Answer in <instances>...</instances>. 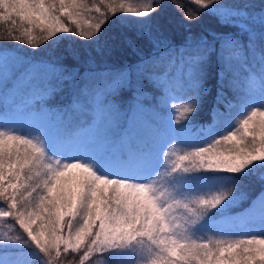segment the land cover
<instances>
[{"label": "trees", "instance_id": "16d2710c", "mask_svg": "<svg viewBox=\"0 0 264 264\" xmlns=\"http://www.w3.org/2000/svg\"><path fill=\"white\" fill-rule=\"evenodd\" d=\"M246 1L234 6L228 4L219 10L210 6L208 0H149L147 19L143 23L121 22L114 12L109 14L112 11L98 17L90 8L91 18L98 22L90 36H82L76 25L70 23L62 36L47 39L40 36L42 40L38 43L35 35L27 30L32 27L28 20L6 0V4H0V55L10 56L22 65L49 69L53 87L47 91L48 95H41L40 89L38 94L27 91L29 98L14 95L4 113L16 111V101L25 103L17 113L43 112L40 106L47 103L46 109L57 117L55 146L67 150L94 120L88 105L89 91L101 87V83L109 84L125 77L111 105L112 109L121 111L118 127L113 129L105 153L101 154L98 144L91 145L90 149L95 156L101 155L100 159L110 154L109 166L113 165L116 171H137L155 158L154 137L163 128L162 124L158 127L149 123L132 124L135 107L140 102L155 103L164 88L172 96L186 94L190 90L193 67L204 60L205 78L197 88V105L181 111L185 117L179 125L186 126L181 130L186 139L180 145L190 146L211 135L212 130L221 131L254 98L260 102L254 104L246 120L248 134L241 136L243 141L224 139L217 143V149L230 146V151L242 156L264 153L261 102L264 100V0H253L243 6ZM238 17H244L247 23L239 22ZM151 78L163 81L158 80L156 84ZM31 98L33 102H27ZM243 159L247 165L245 170L215 173L205 171L198 164L190 171L194 181L225 186L240 200L229 208L207 213L204 227L208 233L202 235L205 239L197 240L192 247L185 245L178 256L163 259V264L170 261H174L172 264H264V163ZM75 177L78 178L73 180L75 187L67 186L65 192H56L60 187L56 179L50 184L55 186L53 193L42 184L34 188L24 184L18 196L27 203L20 211L8 205L0 188V230L18 244L17 247L0 245V262L5 255L10 260L15 255L21 256L26 264L136 262L140 237L102 244L95 238L102 218L94 224L84 222L87 210L94 215L98 213L100 202L110 213L120 206L110 196L105 197V191L101 195L87 191L82 197L83 205L76 209V218L63 216L60 224H53L54 218L67 213L65 202L79 189L78 182L86 175ZM14 182L15 175L0 167V185L11 186ZM28 193L30 199H26ZM10 197L11 191H8L7 199ZM253 212L255 217L246 220ZM54 231V240H49L48 235Z\"/></svg>", "mask_w": 264, "mask_h": 264}, {"label": "rangeland", "instance_id": "374dc122", "mask_svg": "<svg viewBox=\"0 0 264 264\" xmlns=\"http://www.w3.org/2000/svg\"><path fill=\"white\" fill-rule=\"evenodd\" d=\"M241 1L208 0V4L223 10V6H234L241 4ZM252 2L247 0L243 6ZM2 3L6 4V0H0ZM10 3L16 6L17 13L20 12L28 20L32 27H27V30L35 35L36 42L41 43V38L62 36L68 31L70 23L76 25L82 36H90L98 27V22L91 18L90 8L98 17L105 11H112L109 14L115 13L121 22L143 23L147 19L149 0H10ZM5 7L10 9V5ZM238 20L247 23L244 17H238ZM193 73L189 80L190 90L186 94L172 96L164 88L155 103L140 102L135 107L132 124H156L154 127L162 124L163 130L154 137L155 158H151L147 166L137 171L124 169L119 172L113 165L110 168V154L100 159L101 155L95 156L90 148L98 144L101 154L105 153L113 136L112 131L118 127L121 117V111L111 107L112 98L118 94V88L127 78L121 77L109 84L101 83V87L89 91L88 105L94 120L74 145L66 150L55 146L57 139L53 136L57 138V117L49 108L46 109L47 103L40 106L43 112L17 113V110L25 107V103L16 101L17 110L4 113L14 95L29 98L27 91L38 94L39 89L43 91L39 92L41 95H48L47 91L53 87L52 72L41 66L22 65L10 56L0 55V167L7 168L15 175V182L11 186L0 185L8 205L20 211L27 203L18 196L24 184L30 188L42 184L53 193L55 186L50 184L56 179L55 183L60 182L56 192H65L67 186L75 187L73 180L78 178L73 177L76 174H85L86 178L78 182L79 189L70 194L65 202L68 205L67 213L54 218L53 224H60L63 216L76 218V209L83 205L82 197L87 191L90 190L92 194L98 192L99 195L105 191L104 196H110L120 206L110 213L109 209L101 207L100 202L98 213L94 215L87 210L84 222L88 220L94 224L99 222V217L102 218L98 227L100 231L95 235L102 244L140 237L139 253L134 264H163V259L178 256L185 245L192 247L197 240L205 239L202 235L208 233L204 227L206 214L229 208L240 198L225 186L216 187L200 180L194 181V174L190 171L198 164L204 166L205 171L215 173L245 170L247 165L243 158L264 163V153L242 156L237 151H230V146L217 149V143L224 139H232L236 143L243 141L241 136L248 134L246 120L254 104L260 102V99L254 98L221 131L212 130L211 135L190 146L180 145V141L186 139L181 131L186 126L179 125L185 117L181 111L197 105V88L205 78L204 60L195 64ZM158 80L163 81L151 78V82L156 84ZM33 100L31 98L27 102ZM261 102L264 105V100ZM188 139L192 140L190 137ZM58 145L63 144L58 142ZM9 164H12V168H9ZM8 191H11L9 199ZM30 198L31 194L28 193L26 199ZM254 217L253 212L245 219ZM54 232L48 235L49 240H54ZM5 234L0 230V245L17 247L18 244L6 238L8 236ZM78 239L81 240L82 236ZM8 258L5 255L0 263L26 264L21 256L15 255L11 260Z\"/></svg>", "mask_w": 264, "mask_h": 264}]
</instances>
